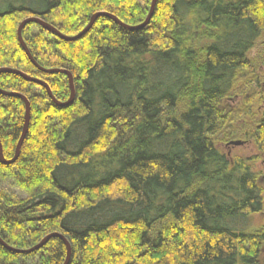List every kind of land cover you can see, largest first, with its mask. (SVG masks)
I'll use <instances>...</instances> for the list:
<instances>
[{"label": "trees", "instance_id": "1", "mask_svg": "<svg viewBox=\"0 0 264 264\" xmlns=\"http://www.w3.org/2000/svg\"><path fill=\"white\" fill-rule=\"evenodd\" d=\"M0 0V89L28 101L17 158L0 161V240L28 249L56 232L67 264H264V0ZM26 24L37 16L64 35ZM258 46V45H257ZM33 77L44 86L28 80ZM242 97L237 106L226 101ZM258 100V101H259ZM259 105V104H257ZM0 93L2 156L25 122ZM251 142L255 154L219 146ZM57 236L0 264H63Z\"/></svg>", "mask_w": 264, "mask_h": 264}, {"label": "water", "instance_id": "2", "mask_svg": "<svg viewBox=\"0 0 264 264\" xmlns=\"http://www.w3.org/2000/svg\"><path fill=\"white\" fill-rule=\"evenodd\" d=\"M156 1L157 0H151V4H150V8H149V12L144 20V22L138 26H127V25H124L122 24L121 22H119L117 20V18H115L114 16L112 15H109L111 16V18L118 24L122 25V26H125L129 29H134V28H138V27H141L143 25H145L152 13H153V10H154V6L156 4ZM101 15H108L107 13H104V12H97L95 14H93L90 19H89V22L87 23V25L80 31L78 32L77 34L75 35H72V36H68V35H64V34H61L59 33L57 30H55L51 25H49L48 23H46L44 20H42L41 18L37 17V16H29V17H26L24 18L23 20H21V22L18 24L17 26V39H18V42L21 46V48L24 50V52L26 53V55L28 56V58L31 60V62L40 70L44 71V72H47V73H53V72H63V73H66L68 75V80H69V85H70V89H71V94H70V98L68 101L66 102H57L55 99H53V97L51 96V93H50V90H49V87L48 85L39 80V79H36V78H33V77H26L28 80L30 81H33V82H36L42 86L45 87V89L47 90V93L49 94V96L53 99V101L59 105V106H64V105H67L73 98V87H72V78H71V74L65 70H60V69H45V68H42L40 67L36 62L35 60L32 58L29 50L27 49L26 45H25V42L22 38V35H21V31L23 29V27L28 24V23H31V22H35V23H38L40 24L42 27H44L45 29H48L50 30L51 32L55 33L57 36H59L60 38L66 40V41H73V40H76L78 38H80L83 34H85L90 28L91 26L93 25L94 21L96 20V18L98 16H101ZM0 72H9V73H16V74H21L23 75V73L15 70V69H11V68H8V67H0ZM0 93L1 94H5V95H18L20 97H22L25 101V105H26V110H25V122H24V126H23V129H22V132H21V135L19 137V140H18V143L16 145V148H15V154L14 156L9 159V160H5L2 156V148H1V143H0V161L2 163H11L13 162L18 154H19V151H20V147H21V144L24 140V137L27 133V129H28V118H29V106H28V101L26 98H24L23 96L19 95V94H16V93H11V92H7V91H4L2 89H0ZM244 142L240 141V140H235V141H232L231 142V145H242ZM54 236H57L59 238H61L64 242V244L66 245V248H67V256H66V259H65V262L63 264H67L68 262V259H69V253H70V247H69V243L68 241L59 233H56V232H53V233H50L48 235H46L41 241H39L36 245H34L33 247L31 248H28V249H16V248H11L10 246L6 245L5 243H3L1 240H0V244L3 245L6 249L8 250H11V251H14V252H19V253H29V252H32L34 250H37L39 249L40 247H42L46 241L51 238V237H54Z\"/></svg>", "mask_w": 264, "mask_h": 264}, {"label": "rangeland", "instance_id": "3", "mask_svg": "<svg viewBox=\"0 0 264 264\" xmlns=\"http://www.w3.org/2000/svg\"><path fill=\"white\" fill-rule=\"evenodd\" d=\"M258 45V46H257ZM256 49H262L264 48V32L261 34L257 41ZM263 81H261L262 90L264 92V74H263ZM242 97H239L238 99L231 98L230 100L226 101V105L231 106H237V103L241 101ZM258 97L253 101L254 103V109L256 110H262L264 107V103L262 101H258ZM259 104V105H257ZM229 147H226V145L219 146L229 157H233L235 155L237 156H251L256 152L255 146L251 142H244L242 145H228ZM255 168L261 171V174L259 178L261 179L264 177V160L263 158H260L255 165ZM262 186V198H263V204H264V183L261 182ZM252 227L254 228H263L264 229V209L263 211L259 213H255L252 215ZM261 259L264 261V247L261 250Z\"/></svg>", "mask_w": 264, "mask_h": 264}, {"label": "flooded vegetation", "instance_id": "4", "mask_svg": "<svg viewBox=\"0 0 264 264\" xmlns=\"http://www.w3.org/2000/svg\"><path fill=\"white\" fill-rule=\"evenodd\" d=\"M263 81V80H262ZM262 102L264 103V92L262 93ZM232 107V106H231ZM226 147H229V146H227L226 145ZM258 182H259V184H260V186H261V182L262 183H264V177H262L261 179L259 178V180H258ZM262 187V186H261ZM261 229V228H260Z\"/></svg>", "mask_w": 264, "mask_h": 264}, {"label": "bare ground", "instance_id": "5", "mask_svg": "<svg viewBox=\"0 0 264 264\" xmlns=\"http://www.w3.org/2000/svg\"><path fill=\"white\" fill-rule=\"evenodd\" d=\"M75 35V34H74ZM69 36V35H68ZM72 36V35H71Z\"/></svg>", "mask_w": 264, "mask_h": 264}]
</instances>
